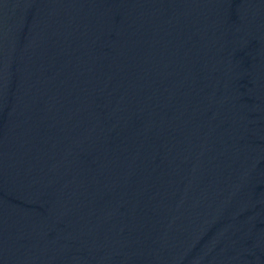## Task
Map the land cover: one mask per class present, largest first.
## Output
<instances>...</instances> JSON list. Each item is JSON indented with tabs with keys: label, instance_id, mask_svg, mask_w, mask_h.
Segmentation results:
<instances>
[{
	"label": "water",
	"instance_id": "obj_1",
	"mask_svg": "<svg viewBox=\"0 0 264 264\" xmlns=\"http://www.w3.org/2000/svg\"><path fill=\"white\" fill-rule=\"evenodd\" d=\"M0 264H264V0H0Z\"/></svg>",
	"mask_w": 264,
	"mask_h": 264
}]
</instances>
